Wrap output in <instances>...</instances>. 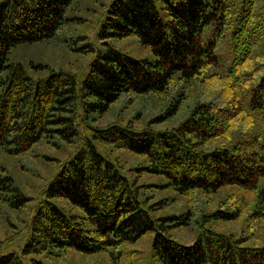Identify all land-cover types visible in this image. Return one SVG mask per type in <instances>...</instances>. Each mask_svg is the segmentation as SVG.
Returning <instances> with one entry per match:
<instances>
[{
	"label": "trees",
	"instance_id": "obj_1",
	"mask_svg": "<svg viewBox=\"0 0 264 264\" xmlns=\"http://www.w3.org/2000/svg\"><path fill=\"white\" fill-rule=\"evenodd\" d=\"M75 1L0 0V152L15 160L38 144L77 138L24 226L8 220L0 264H77L73 251L120 253L149 232L155 264H264V239L255 236L264 222V0H110L100 37L135 34L154 58L107 44L81 74L48 67L41 74L46 67L24 51L52 44ZM212 23L220 34L230 29L236 54L224 71L206 73L219 64V33L201 38ZM121 99L138 113L91 123ZM95 141L141 157L137 169L176 190L182 211L154 216L157 203L143 206L136 179ZM240 192L250 199L234 197ZM28 199L0 167V216L22 211ZM240 217L246 234L214 227ZM189 224L191 242L175 236Z\"/></svg>",
	"mask_w": 264,
	"mask_h": 264
},
{
	"label": "rangeland",
	"instance_id": "obj_2",
	"mask_svg": "<svg viewBox=\"0 0 264 264\" xmlns=\"http://www.w3.org/2000/svg\"><path fill=\"white\" fill-rule=\"evenodd\" d=\"M110 0H76L66 13L67 23L64 30L56 35V40L52 44L42 45L33 50H25L27 59L37 64H42L46 68L42 73L47 72V67L53 70L64 69L70 72L81 74L87 67L88 62L95 55L96 49L104 51L106 45H112L115 49L123 54L137 59H152L154 54L149 46L140 43L135 34L126 37L105 36L100 37L102 16ZM217 36L215 53L219 58V64L210 66L206 73L222 72L228 67L236 52L231 39L230 29L225 28L223 32L217 31L215 25H206L202 31V41L207 42ZM262 53L264 50L259 49ZM139 111V106L135 103L126 105L125 100L121 99L113 104L108 112L91 121L92 124L103 126L108 122L123 119L128 120L135 116ZM148 116L134 118L136 125L145 124ZM99 152L108 159L119 161L123 164L120 168L121 173L129 179H136L135 184L138 187V198L142 201L143 206L156 204L155 210H152L154 216H163L168 214H177L182 211V198L176 190L165 186V181L159 176L153 175L144 169L141 157L126 150H114L108 145L95 141ZM77 147V138L72 142L56 139L54 144H38L30 152V155L21 156L17 159L14 156H6L0 152V167H4L13 178L15 187L29 199L26 201L22 211L17 213L8 212L0 216V237L4 238L12 231V225L24 226L28 219L30 211L35 202L40 198V190L47 185L53 175L57 172L59 164L69 159ZM224 194V193H222ZM243 197L248 201V193H238L234 197ZM223 196L216 197L217 199ZM165 199V202L162 200ZM56 201V200H55ZM235 201V200H234ZM239 201V199L237 200ZM236 201V202H237ZM244 202V201H243ZM243 202L241 204H243ZM56 203H60L56 201ZM243 213L248 211L243 204ZM11 224L9 223V221ZM257 232L264 239V222H258ZM220 231H234L236 233L243 231V234L249 232L244 218L227 222L214 224ZM256 232V233H257ZM176 237L183 241L191 242L195 236V226L189 224L186 227L174 230ZM152 232L146 233L135 243L127 244L120 253L117 250L109 248L94 254H85L81 256L77 252L70 253V259L75 260L77 264H155L152 262L150 253V239ZM21 242H14V246ZM43 261H47L45 258Z\"/></svg>",
	"mask_w": 264,
	"mask_h": 264
}]
</instances>
